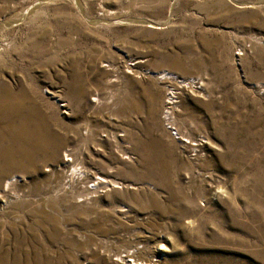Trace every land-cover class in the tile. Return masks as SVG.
Wrapping results in <instances>:
<instances>
[{
	"label": "rangeland",
	"instance_id": "374dc122",
	"mask_svg": "<svg viewBox=\"0 0 264 264\" xmlns=\"http://www.w3.org/2000/svg\"><path fill=\"white\" fill-rule=\"evenodd\" d=\"M0 264H264V0H0Z\"/></svg>",
	"mask_w": 264,
	"mask_h": 264
},
{
	"label": "bare ground",
	"instance_id": "6f19581e",
	"mask_svg": "<svg viewBox=\"0 0 264 264\" xmlns=\"http://www.w3.org/2000/svg\"><path fill=\"white\" fill-rule=\"evenodd\" d=\"M171 78H172V77H171ZM171 78H170V79H171ZM160 79H161V78H160ZM165 79H166V78H165ZM170 95H171V94H170ZM25 155H26V154H25ZM66 161H67V160H66ZM16 167H17V166H16ZM73 173H74V172H73ZM98 179H99V178H98ZM98 181H99V180H98ZM98 181H97V182H94L93 186H95V187H96V185L98 186V185L100 184L99 182H102V183H105V184L108 182L107 180H104V179H102V178L100 179L99 182H98ZM7 182H8V181H7ZM110 182H111V181H110ZM111 183H112V184H111V185H112L111 187H115V186L113 185V184H115V182H111ZM115 185H116V184H115ZM95 187H94V188H95ZM2 188H3V187H2ZM4 189H5V187H4ZM137 253H138V252H137ZM125 262H128V261L126 260ZM149 263H150V262H149Z\"/></svg>",
	"mask_w": 264,
	"mask_h": 264
},
{
	"label": "built area",
	"instance_id": "2783aa9c",
	"mask_svg": "<svg viewBox=\"0 0 264 264\" xmlns=\"http://www.w3.org/2000/svg\"><path fill=\"white\" fill-rule=\"evenodd\" d=\"M172 130V129H171ZM175 139H178V138H175Z\"/></svg>",
	"mask_w": 264,
	"mask_h": 264
}]
</instances>
